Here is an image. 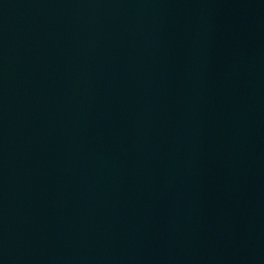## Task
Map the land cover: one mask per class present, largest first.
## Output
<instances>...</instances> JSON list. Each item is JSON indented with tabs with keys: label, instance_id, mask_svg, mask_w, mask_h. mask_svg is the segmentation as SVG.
<instances>
[{
	"label": "water",
	"instance_id": "water-1",
	"mask_svg": "<svg viewBox=\"0 0 264 264\" xmlns=\"http://www.w3.org/2000/svg\"><path fill=\"white\" fill-rule=\"evenodd\" d=\"M0 264H264V0H0Z\"/></svg>",
	"mask_w": 264,
	"mask_h": 264
}]
</instances>
